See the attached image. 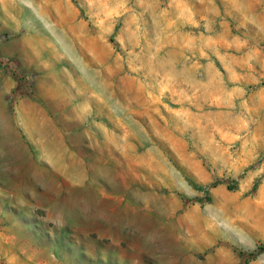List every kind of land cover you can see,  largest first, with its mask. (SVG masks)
<instances>
[{"label":"rangeland","instance_id":"374dc122","mask_svg":"<svg viewBox=\"0 0 264 264\" xmlns=\"http://www.w3.org/2000/svg\"><path fill=\"white\" fill-rule=\"evenodd\" d=\"M0 264H264V0H0Z\"/></svg>","mask_w":264,"mask_h":264}]
</instances>
